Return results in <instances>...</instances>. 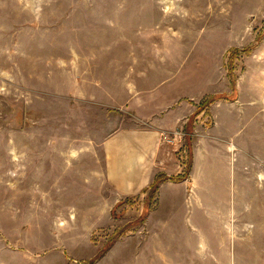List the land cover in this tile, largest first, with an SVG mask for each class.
<instances>
[{
	"label": "rangeland",
	"instance_id": "1",
	"mask_svg": "<svg viewBox=\"0 0 264 264\" xmlns=\"http://www.w3.org/2000/svg\"><path fill=\"white\" fill-rule=\"evenodd\" d=\"M61 52L68 55L63 93ZM178 70L204 94L196 107L206 127L208 107L236 102L240 84L254 85L246 101L264 100V0H0V236L7 247L35 229L38 264L45 257L97 264L112 245L143 233L154 200L94 202V191L80 187L59 154L82 149L85 137L119 116L84 108L79 90L92 92L108 79L117 90H147ZM195 117L175 130L183 135L174 144L184 168ZM247 157L240 156V170L251 164ZM236 201L227 206L222 198L184 243L211 247L208 255L229 264H264V230L250 226L260 224L258 207L251 196ZM97 210L100 218L89 216ZM183 217L182 210L179 233L161 237L162 244L185 245L178 243L187 229ZM148 241L158 238L148 234Z\"/></svg>",
	"mask_w": 264,
	"mask_h": 264
},
{
	"label": "crops",
	"instance_id": "2",
	"mask_svg": "<svg viewBox=\"0 0 264 264\" xmlns=\"http://www.w3.org/2000/svg\"><path fill=\"white\" fill-rule=\"evenodd\" d=\"M61 53L60 91L63 93V86L68 84V55L65 53L64 57ZM178 72L147 90L127 86L117 90L108 79L100 88L94 83L92 92L85 87L78 91L84 108L114 110L119 116L113 117L112 125L85 137L86 145L82 149L61 150L59 156L69 159L63 165L72 168L69 171L75 173L80 187L94 191V202L99 199L100 204L110 207L134 197L143 203L157 175L172 177L183 172L181 147L163 143L160 136L183 129L190 117L196 116L187 178L177 183H160L154 198L155 208L148 213L140 230L143 233L127 236L124 243L120 240L112 245L97 264H229L227 260L208 255L213 252L211 247L186 244L183 237L195 236L198 218L202 220L206 218L203 214L215 211L214 206L222 198L227 206L235 203V195L239 204L242 195L254 199L262 219L258 226H250L264 230V115L261 113L264 100L253 96L246 101L247 91L255 92L254 85L242 90L240 84L236 102L213 103L208 107L210 125L206 127L203 112L197 115L196 107L204 94H197L189 72L183 75ZM224 91L229 93L222 85L220 92ZM65 92L69 93L67 86ZM240 156H248L251 162L242 170ZM241 171L249 175L252 172L253 176L242 175L240 180ZM182 210L187 229L181 231L178 243L185 245L162 244L161 237H175L174 233H179L175 227L180 229ZM101 215L99 211L89 214L93 218ZM176 220L178 224L174 226ZM27 233L23 240L18 235V245L13 244L12 248L6 246L4 234L0 236V264H38L37 232L34 229ZM148 234L156 236L158 243L150 244ZM45 236L47 244V232ZM39 264L53 263L45 257Z\"/></svg>",
	"mask_w": 264,
	"mask_h": 264
},
{
	"label": "trees",
	"instance_id": "3",
	"mask_svg": "<svg viewBox=\"0 0 264 264\" xmlns=\"http://www.w3.org/2000/svg\"><path fill=\"white\" fill-rule=\"evenodd\" d=\"M190 165H191V158H190L188 166H186V168L182 174L177 175V176H172V177H166L164 174L157 175L153 184L150 186V188L146 192L147 199L148 200H154L159 184L164 182V181H170V182H176V183L180 182V181H184L187 178V175H188V172L190 169Z\"/></svg>",
	"mask_w": 264,
	"mask_h": 264
},
{
	"label": "built area",
	"instance_id": "4",
	"mask_svg": "<svg viewBox=\"0 0 264 264\" xmlns=\"http://www.w3.org/2000/svg\"><path fill=\"white\" fill-rule=\"evenodd\" d=\"M182 133L180 131H175L173 133H162L160 138L165 144H174L176 141L182 138Z\"/></svg>",
	"mask_w": 264,
	"mask_h": 264
}]
</instances>
